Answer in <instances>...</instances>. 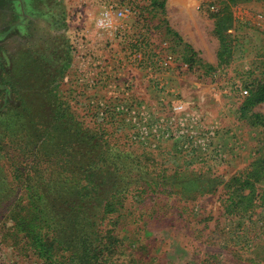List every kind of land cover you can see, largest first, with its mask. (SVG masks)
I'll return each mask as SVG.
<instances>
[{"label": "rangeland", "instance_id": "374dc122", "mask_svg": "<svg viewBox=\"0 0 264 264\" xmlns=\"http://www.w3.org/2000/svg\"><path fill=\"white\" fill-rule=\"evenodd\" d=\"M28 1L7 4L5 24L14 29L6 46L47 40L55 31L50 18L44 19L45 11L63 5L74 57L62 81V97L89 125L101 121L106 111L114 115L107 132L118 137L121 148H150L163 173H176L165 182L178 194L125 202L117 225L122 244L116 264H253L247 257L264 239V203L248 214L229 215L222 201L224 181L248 169L263 142L261 128L241 118L240 104L243 89L264 81V0L229 6L232 18L224 24L229 26L231 52L209 73L190 68L181 54L188 43L204 62L217 66L220 43L212 14L221 10L222 0H165L163 14L152 19L143 9L148 0H94L89 5L92 17L110 5L130 8L125 17L113 14L115 28L109 30L97 28L96 17L90 26H78L83 11L73 9L74 0H38L36 10ZM166 25L178 33L181 44L164 35ZM93 30L104 39L89 38ZM136 51L142 56L137 64L129 62ZM157 51L171 53L172 64L156 66L152 58ZM156 79L164 89L156 88ZM177 99L186 103L182 114L171 109ZM252 110L264 115V101ZM196 168L205 170V177ZM4 222L10 225L0 217V227ZM0 264L42 262L0 244Z\"/></svg>", "mask_w": 264, "mask_h": 264}, {"label": "trees", "instance_id": "16d2710c", "mask_svg": "<svg viewBox=\"0 0 264 264\" xmlns=\"http://www.w3.org/2000/svg\"><path fill=\"white\" fill-rule=\"evenodd\" d=\"M11 1L0 0V217L10 223L0 227V244L42 264H116L122 244L117 225L125 202L178 194L165 182L176 173H163L150 148H121L118 137L107 132L114 115L106 111L101 121L89 125L62 97V81L74 57L64 6L43 16L50 18L55 34L41 43L9 48L14 28L5 17ZM238 1L243 0H222L220 12L212 14L220 43L217 66L184 43L181 57L190 68L209 73L228 60L232 44L224 23L232 18L229 6ZM35 3L28 1L31 9H39ZM164 4L148 0L143 9L152 19L163 14ZM164 35L183 42L167 25ZM246 90L241 118L261 128L263 142L250 167L224 181L223 209L229 215L248 214L264 203V187L257 185L264 183V115L252 110L264 101V81L252 82ZM193 171L205 177L202 168ZM247 260L264 264V239L254 244Z\"/></svg>", "mask_w": 264, "mask_h": 264}, {"label": "built area", "instance_id": "2783aa9c", "mask_svg": "<svg viewBox=\"0 0 264 264\" xmlns=\"http://www.w3.org/2000/svg\"><path fill=\"white\" fill-rule=\"evenodd\" d=\"M114 7L115 6L110 5L108 8L106 7L101 11L100 17L95 19V24L97 28L104 29V30L112 29L114 27L113 14H115L117 18H122L130 14L131 10L128 7H119V8H114ZM173 60L174 59L171 53L166 52L164 55H161L159 51L155 52L154 58H152V62L156 64V66L165 67V68L170 66ZM141 61H142V56L140 52L136 51L130 54L129 62H134L137 64L138 62H141ZM93 79L95 78L92 77V81ZM154 84L156 88L164 89L163 84L160 83L158 79H156V82H154ZM246 93H247V90L243 89L242 94H246ZM170 106H171L172 111L177 114L184 113L187 108L186 103L178 99L173 100ZM170 134L173 135L172 133Z\"/></svg>", "mask_w": 264, "mask_h": 264}, {"label": "crops", "instance_id": "0c3cea01", "mask_svg": "<svg viewBox=\"0 0 264 264\" xmlns=\"http://www.w3.org/2000/svg\"><path fill=\"white\" fill-rule=\"evenodd\" d=\"M75 1V5L76 6H73V9L77 8L78 10H81L83 11L82 13V17L78 18L77 17V23H78V26H90L91 25V19H94L95 17H92L93 16V13L91 12L92 9L89 5H91V3L94 1V0H74ZM89 11V12H88ZM88 16V17H87ZM90 17V18H89ZM100 16H97L96 18H98ZM90 33H92V36H90L89 38L91 37H94L95 41L98 40H102L104 39V34L102 35H99L96 31H90ZM87 36V34H85ZM90 35V34H88ZM107 37V36H105ZM101 43V42H100ZM102 61V60H101ZM98 62V61H97ZM93 64L94 65V60H91V62H89V64ZM88 64V65H89ZM86 69H88V66H86ZM92 74V73H91Z\"/></svg>", "mask_w": 264, "mask_h": 264}]
</instances>
